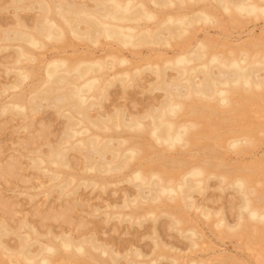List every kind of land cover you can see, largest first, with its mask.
I'll return each instance as SVG.
<instances>
[{"label":"bare ground","instance_id":"1","mask_svg":"<svg viewBox=\"0 0 264 264\" xmlns=\"http://www.w3.org/2000/svg\"><path fill=\"white\" fill-rule=\"evenodd\" d=\"M9 5L15 12L0 26V51H11L12 59L4 67L0 116L21 117L18 130L37 123L41 127L31 134L32 142L23 140L35 146L25 152L14 149L17 156L0 160V176H17L22 166L17 158L23 157L34 172L29 178L35 173L47 178L33 188L55 185L59 195L79 206L100 200L86 215L102 226L86 230L88 222L83 221L79 227L84 224L85 233L79 236L72 231L56 234L50 227L43 234L25 213L16 226L2 217L0 258L7 256L15 264H177L166 253L176 247L163 242L158 231L161 217L175 228L183 223L184 215L173 213L175 206L194 209L206 220L217 217L222 233L264 241V208L254 204L262 196L248 175L253 169L228 164L219 149L227 136V148L237 155L249 153L263 140L256 131H264V123L246 131L233 127L236 117L250 114L251 106H264L263 44L221 43L209 30L221 27L218 12L233 21L264 19V0H9ZM20 10L33 12V17L25 18ZM74 40L103 46L102 51L107 46L109 53L81 49L66 56L59 51L45 62L38 59L37 51L60 50ZM147 47L156 57L130 66L123 51L134 55ZM118 85L112 98L111 88ZM138 92L139 98L133 97ZM39 114L47 116L36 120ZM53 116L60 121L50 139L47 129ZM145 159L158 163L148 166ZM212 179L239 198L232 223L221 209L196 199ZM120 184L121 195L114 200L91 192L86 200L78 193L98 187L106 195ZM260 184L264 187V179ZM52 190H45V196ZM0 207L10 210L1 198ZM69 210L48 217L65 220ZM113 221L131 237L105 238L104 227ZM145 223H150L149 230H135ZM251 230L256 236H250ZM148 235L149 252L139 243ZM181 237L191 238L192 248L198 246L194 228Z\"/></svg>","mask_w":264,"mask_h":264},{"label":"rangeland","instance_id":"2","mask_svg":"<svg viewBox=\"0 0 264 264\" xmlns=\"http://www.w3.org/2000/svg\"><path fill=\"white\" fill-rule=\"evenodd\" d=\"M20 11V14L25 18H28L29 20L33 17V12L22 10ZM14 12L15 10L13 9V6L9 5V0H0V26L5 25L7 22H9L13 18ZM217 17L222 20L221 27L209 28V30L211 32V35L221 43H225V41H232L233 44L231 45L236 46L245 44L246 42H253L257 40L258 42L263 44L264 48V19L248 21L245 18H242L238 21H233L228 20L225 15L221 14V12L217 13ZM201 28L206 27L204 26ZM200 34L203 35V32L201 31ZM226 37H228L229 40H227ZM2 45L3 44L0 42V46ZM102 47L103 46L93 47L89 43L74 40L65 45L63 49L57 50L49 47L45 50L37 51V53L41 54L38 55V59L44 62L59 51H61L59 53L64 56L70 54L72 51L76 52L81 49L84 51L89 50V52L96 51L97 54L107 56L109 53L108 47L106 46V49L104 51H102ZM151 50L152 47L143 48L141 51L137 52L134 55L128 49L124 50L123 52L126 56H128V59L131 63L130 66H136L144 64L147 61L148 56H151L153 58L156 57L154 51ZM10 59H12L11 51H0V86L2 82L6 81V71L4 70V67L10 61ZM33 64L35 63H30V65ZM118 90H120L119 85L111 88L112 98L117 97L115 92ZM139 96V92L133 94V97L139 98ZM106 103L109 104V101H107ZM250 109V114L245 116H238L235 118L236 121L233 122V127L239 129L240 131H246L248 128L256 127L255 125L257 124L263 125L264 106L254 105L251 106ZM48 112L51 113L53 111L49 110ZM44 116H47V114H39L37 115L36 120H39ZM59 121L60 120L58 118L53 116L52 122L49 125L50 127L47 129L50 139H54V137L56 136V132L58 130L57 124ZM22 122L23 121L21 120V117L12 118L7 116H0V152L2 153L0 155V160H3V163H5L7 160L5 158L6 155H18L17 153L13 152L14 149L25 152L27 149L29 150L31 146H35V144H29V146L27 144L25 145V142L23 140L27 141L26 143L32 142L31 134L38 128H40L41 124L37 123L33 128H29L24 131L16 129V126L20 125ZM256 135L263 138V140L247 154L237 155L227 148V140L230 136H227L225 138L222 143L223 147H220L219 149L223 154V158L228 164H236L241 166L244 165L249 166L253 169L252 173H248L250 184L252 188H257L260 191V194L257 195L262 196V198L256 200L254 204L258 208H264V187L260 184V182L264 179V131L258 130L256 131ZM39 141L40 140L37 139L34 140V142L37 143H39ZM171 152L169 153H175V151ZM187 154H189V152ZM173 156L177 155L174 154ZM149 159L151 160V158ZM17 160L18 163L22 165L20 166L21 171H19L17 176H3L2 178L0 176V198L4 200V203H6L10 209L8 210L9 212H5L0 207V220L2 217H5L6 219H8L10 224L16 226L19 218L23 217L25 213L27 215V218L29 219V222L31 224L34 223V225H36L37 229H39L40 232L43 231L41 232L43 234H45L50 227L53 229L51 231L54 233L56 232V234H59L62 231H72V233H74V236H79L82 233H85L83 227L86 226L82 224V228L79 227V225L81 224L80 222H88V224H86L88 225L86 230L94 225H98V227L102 226V223H99L96 219L91 220L90 216L87 217L86 215V213L90 211L89 206L95 203H99L100 200L93 199L89 202V205L80 204L79 206L78 204H75L73 201H71V199H67L62 195H59L57 188H54L55 185L54 187L52 185H50L49 187V183H46V187H43L42 189L33 188L36 187L41 181H45L47 178H43L40 173H35V178H29L28 175H32V173L34 172H32L30 170V167L27 166L26 160L23 159V157H19L17 158ZM148 160H144L146 164L148 163V166L156 167L158 162H154L156 163L155 165L154 163L150 164V161ZM186 160L193 161L194 159L191 158L190 160V157H187ZM144 161H142L143 167H145L146 165H144ZM148 166L146 165V167ZM124 185L129 187L131 186L130 184L126 183ZM220 186L221 184L217 179L210 180L209 188L207 189L205 194L197 195L196 199L199 204L204 205L210 209H221L227 220L232 223L236 218V206L239 203V198L237 195H233L234 193L231 189L221 190ZM48 187L50 189H53L50 196H48L49 199L47 196H45V190L49 189ZM120 187H123V185L120 184L118 185V187L115 185L112 186L107 190L106 195L104 193L100 195L97 191L98 187L97 189L93 188L92 191L90 187L86 189L81 188L78 190V193L80 194V196L82 195L83 197H85L86 200L88 199L87 196L91 193H93L92 196L97 197L108 195V198L110 200H114L121 195ZM28 194H32L36 197L34 198V200H31ZM47 200H49L50 202L48 201L47 203ZM61 204H63V208L60 207ZM65 208L71 209L69 210L70 214L67 212L69 215L68 217H66L67 220L59 219L57 221L49 218L52 217V214H57L58 211L60 212V210L65 211ZM178 209H180L181 212H178ZM173 213H175L176 215L180 213L179 216L184 215L183 223L179 226H176L177 228H175L174 225V227L170 226L168 218L161 217L158 221V231L160 234V238L163 239V242L167 243L170 246L173 245L177 248V250H175L176 248H174V251L168 249L166 250V253L169 256L174 257L177 260V264H187L191 260H204L207 261L208 264H264V241L261 243H256L253 242L251 238H248V236H235L230 233H222L221 229L216 226L217 217L212 216L209 220H206L199 214V212L194 209H183L182 207L175 206ZM104 228L105 231L108 230V233L104 235L105 238L114 237V239L121 238L126 240L131 237V235L125 233L126 230H124L122 227H119L117 221L111 222L109 226H105ZM193 228L200 236V238L197 240L198 246L196 248L191 247V238L181 237V234L183 232L185 233V231ZM149 229L150 223H145V227L136 228L135 230L144 232ZM177 229H180L181 233H178ZM132 232L134 231L132 230ZM253 232V230L250 231V236L251 234L252 236H256V234ZM12 237L13 236H9V239L7 238V240L10 241L9 243L11 245L15 244V241L13 240L14 238ZM149 237H151V235L146 236V240L139 242L147 252L152 249V242L149 240ZM149 259L150 258H146L147 261ZM60 262L58 261L57 264H59ZM0 264L15 263L11 262L7 256H2L0 258ZM94 264L98 263L94 262ZM159 264L172 263L169 260H163Z\"/></svg>","mask_w":264,"mask_h":264}]
</instances>
